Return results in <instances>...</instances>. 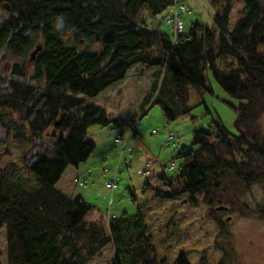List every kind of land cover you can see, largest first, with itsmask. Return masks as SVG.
<instances>
[{
  "label": "trees",
  "instance_id": "16d2710c",
  "mask_svg": "<svg viewBox=\"0 0 264 264\" xmlns=\"http://www.w3.org/2000/svg\"><path fill=\"white\" fill-rule=\"evenodd\" d=\"M223 1L211 0L220 8L213 26L195 22L172 37L149 19L184 0H0L1 9L8 5L0 20L4 56L23 59L41 45L33 60L29 56L0 71V145H29L19 156L24 175L13 162L10 169L0 167L6 264H86L109 244L107 264H168L156 254L147 203L133 214L108 215L106 228L86 219L92 205L56 187L68 167H78L94 150L86 137L92 125L131 126L138 119L111 116L87 101L135 65L154 68L142 114L156 104L167 120L188 115L190 86L211 91L206 71L238 100L231 104L237 134L215 118L210 130L195 129L191 146L183 145L174 167L168 166L175 172H161L157 186L147 182L144 190H153L154 198L186 196L192 204L212 207L232 200L226 182L233 179L244 187L260 183L264 195V0H241L244 8L232 27L234 0ZM171 138L167 135V144ZM240 213L264 221V201L253 208L245 204ZM226 261L222 257L216 264ZM171 264L191 262L181 250Z\"/></svg>",
  "mask_w": 264,
  "mask_h": 264
},
{
  "label": "rangeland",
  "instance_id": "374dc122",
  "mask_svg": "<svg viewBox=\"0 0 264 264\" xmlns=\"http://www.w3.org/2000/svg\"><path fill=\"white\" fill-rule=\"evenodd\" d=\"M220 2L223 4L224 1ZM184 3L189 12L182 14L184 27L180 32L187 33L195 22L213 26V16L220 8L212 5L211 0H184ZM176 5L180 6V3ZM243 8V1L234 0L229 15L230 27L240 17ZM3 9L5 6L0 8V20L4 15ZM171 9V12L167 10L155 19H149V23L173 37L176 34L175 29L164 20L175 11L174 7ZM64 39L70 42V34L67 33ZM92 49L97 50L98 45H94ZM260 50L264 53V45ZM32 51L33 48L23 59L6 57L3 50L0 51V71L7 69L15 61H27ZM205 77L211 91L190 86L191 112L188 115L167 120L159 105L144 104L146 113H139L136 120L137 134H133L126 123L118 127L92 125L86 137L95 143L94 150L78 167L68 169L73 171L74 177L86 178V183L80 186L68 181L67 186L73 192L72 196H81L93 206L86 219L97 221L106 228L108 215L115 216L123 212L133 214L142 203H147L146 224L149 226L156 254L158 257H165L168 264L173 262L181 250L186 252L191 264H199L200 260L205 264H216L222 257L229 260L230 263L226 261L227 264H264V221L255 214L240 213L245 204L253 208L263 203V188L260 183L244 187L232 179L226 182L227 191L234 194L232 200H225L212 207L202 202L192 204L186 196L176 199L154 198L153 190H144L147 182L157 186V175L161 172L167 175L175 172L169 170L168 166L177 161L175 154L183 145L191 146L195 129L210 130L211 121L215 118L231 133L237 134L234 126L236 113L231 104L237 105L238 100L216 82L210 71H206ZM154 79V68L135 65L123 80L101 95L88 98V104L105 107L117 116L125 115V120L133 118L126 115L139 107L137 104L150 92ZM260 125L264 132V114L261 116ZM169 132L173 136L167 144ZM0 136H3L1 130ZM118 136L121 137L120 143L115 142ZM8 143L9 141L0 145V167L10 169L13 162L20 168L18 172L24 175L19 156L29 145ZM5 150L10 153L4 154ZM66 174L70 173L66 171ZM64 178L65 176L63 180ZM111 180L117 182V188L113 192L106 187V183ZM131 193L135 195L134 200ZM225 198L226 192L223 199ZM219 206L227 209L217 210ZM4 246L5 230L0 228V264H6ZM112 250L111 244L106 245L101 254L94 256L86 264H107Z\"/></svg>",
  "mask_w": 264,
  "mask_h": 264
},
{
  "label": "built area",
  "instance_id": "2783aa9c",
  "mask_svg": "<svg viewBox=\"0 0 264 264\" xmlns=\"http://www.w3.org/2000/svg\"><path fill=\"white\" fill-rule=\"evenodd\" d=\"M175 11L166 16L165 18V21L169 24H172L173 28L175 29L176 32H180L182 29H183V21H182V18H181V14L184 13V12H187L188 8L184 5H181L179 8H176L174 7ZM172 11V10H171ZM132 129H137V124L136 123H133L132 124ZM169 138L172 137V133L170 132L168 134ZM121 141V137L118 136V138L115 139V142L119 143ZM174 167V164L171 163L170 164V168L172 169ZM86 179L85 178H82L78 181L79 185H83L85 183ZM106 187L113 191L117 188V182L114 181V180H111L109 182L106 183Z\"/></svg>",
  "mask_w": 264,
  "mask_h": 264
},
{
  "label": "crops",
  "instance_id": "0c3cea01",
  "mask_svg": "<svg viewBox=\"0 0 264 264\" xmlns=\"http://www.w3.org/2000/svg\"><path fill=\"white\" fill-rule=\"evenodd\" d=\"M141 103H142V99L139 101V103L137 104L139 107L137 109H135V111L133 112H130L128 113V115H126L127 117L128 116H134V115H138L139 113H141L143 110H142V107H141ZM105 108V107H104ZM105 110L111 114V116H114V117H118V118H122V119H125V115H120L118 114L115 115V114H112L111 112H109L106 108ZM122 114V113H121ZM70 167H68L66 169V171L68 172L69 175L66 174V171L64 172V174L62 175V177L60 178V180L57 182L56 184V187L61 190L63 193L67 194V195H72L73 192L69 190L68 186H67V183L69 181V183H74V175H73V171L72 170H68ZM65 176L64 180H63V177ZM70 178V179H69ZM61 181H63V183H60Z\"/></svg>",
  "mask_w": 264,
  "mask_h": 264
},
{
  "label": "water",
  "instance_id": "95a60500",
  "mask_svg": "<svg viewBox=\"0 0 264 264\" xmlns=\"http://www.w3.org/2000/svg\"><path fill=\"white\" fill-rule=\"evenodd\" d=\"M4 6H5V8H8V5L7 4H5ZM40 49H41V45H37L36 48L29 55L30 56V60H33L35 58V55L37 54V52ZM217 209H219V210H226L227 207H225V206H219Z\"/></svg>",
  "mask_w": 264,
  "mask_h": 264
}]
</instances>
